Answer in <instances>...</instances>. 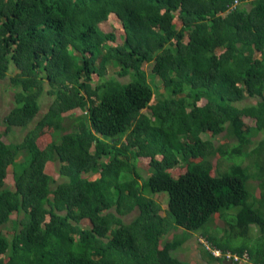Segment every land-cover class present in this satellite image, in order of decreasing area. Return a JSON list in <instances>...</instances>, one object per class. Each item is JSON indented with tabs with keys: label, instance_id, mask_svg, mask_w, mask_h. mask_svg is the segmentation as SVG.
Wrapping results in <instances>:
<instances>
[{
	"label": "trees",
	"instance_id": "obj_1",
	"mask_svg": "<svg viewBox=\"0 0 264 264\" xmlns=\"http://www.w3.org/2000/svg\"><path fill=\"white\" fill-rule=\"evenodd\" d=\"M2 80L0 264H264V0H0Z\"/></svg>",
	"mask_w": 264,
	"mask_h": 264
},
{
	"label": "rangeland",
	"instance_id": "obj_2",
	"mask_svg": "<svg viewBox=\"0 0 264 264\" xmlns=\"http://www.w3.org/2000/svg\"><path fill=\"white\" fill-rule=\"evenodd\" d=\"M109 21H110V25L108 26V30H110L112 28L113 19L110 18ZM105 66H106V71H107V74L108 75H116V72L118 70V67L116 66V64L113 61H109V62L105 63ZM148 67L149 66L147 64L144 65V68L145 69H148ZM123 80H126V78L124 77ZM155 82L158 83V82H160V80L157 79V77H156ZM7 84L8 83H7L6 80L0 81V130L3 128V125H4V121H5L4 120V116L9 112V110L11 109V107H13V99H14L13 98V92H14V90H13L12 87H10ZM158 84H161V83H158ZM159 88H160V86H159ZM51 99L52 98L49 97L48 95L43 94V96H42V98L40 100V110H39V113L35 117L33 123L45 112V110L47 109V107H48ZM251 100L252 99L246 98L243 101V103L250 102ZM76 112L77 113H81V111L79 109H76ZM145 112L148 113V110H145ZM27 129H28V127L23 128V129L13 128L11 130V132H9L7 135H4L3 136V139L6 142H9V141H16V142L17 141H20L22 139L23 135L25 134V132L27 131ZM206 135L207 134H203L202 136L203 137H207ZM45 136L46 135H44V137ZM223 137L224 136L219 135V136L215 137L214 139H215L216 143H218V142L222 141ZM257 138H259V136L258 137H255V139H257ZM47 141H48V138H47ZM229 142H233V140L230 138ZM106 159H108V157ZM140 159L141 160L138 163L137 169L141 173L143 179H145L148 176V169H147V164H146L147 159H143V158H140ZM215 159L213 158V160H212L213 163L215 162ZM226 164H227V162H224L223 163V167H221V169L224 168L226 166ZM57 166H58V163L57 162L56 163L48 162L46 164V168H45V171L47 173L51 174L53 176V178L56 179L55 182L61 181L60 176L57 173ZM250 184L253 185L254 187L257 186V180H254V179L250 180ZM254 192L256 193V195H258L259 189L254 188ZM155 197L158 198L159 201L160 200L163 201V199H164V197H160L159 195H156ZM163 207L164 208L166 207L165 204L163 205ZM161 213H163V211H161ZM132 217H133V214H130V215L124 217V220L125 221H128ZM85 222H83V224ZM8 225L10 226L9 223H8ZM222 226H223L222 220H220L219 218H216V219H214V221L211 224V226H210L209 229L216 230V228L222 227ZM255 228L256 227L254 225H252V231L254 233L256 232L255 231L256 230ZM176 232H179V231H176ZM219 233H220L219 235H221L223 233V231H220ZM185 235H186V233H184L183 236H185ZM187 238L188 239L183 243L184 245L181 246L179 249L174 250L173 253H175V255L181 257L182 259L189 260L191 262V264H205L207 261H206L205 258H203V256H201V248H202L203 244L206 243L205 238H204V235H202V232H199V230L198 231H195V232H191L188 235ZM242 241H244V238L241 237V236H237L236 241L229 242V245H231V246L237 245L238 246L239 244H241ZM236 242L238 244H236ZM226 246H227V242L226 241H223V244L221 245V247L224 248ZM183 247H187V248H183ZM218 251H219L218 252V255H221V250H218ZM222 251L225 252V250H222ZM213 253L214 254H217V252H214V251H213ZM229 253H231V255L234 254V252L233 251L231 252V250H230ZM221 262H223V261H221ZM225 263L227 264V262H225ZM216 264H219V263H216ZM229 264H232V262L230 261ZM233 264H249V263L248 262H244V261H242V262L239 261V262H236V263H233Z\"/></svg>",
	"mask_w": 264,
	"mask_h": 264
},
{
	"label": "water",
	"instance_id": "obj_3",
	"mask_svg": "<svg viewBox=\"0 0 264 264\" xmlns=\"http://www.w3.org/2000/svg\"><path fill=\"white\" fill-rule=\"evenodd\" d=\"M227 262V264H229L230 263V261L228 260V261H226Z\"/></svg>",
	"mask_w": 264,
	"mask_h": 264
},
{
	"label": "clouds",
	"instance_id": "obj_4",
	"mask_svg": "<svg viewBox=\"0 0 264 264\" xmlns=\"http://www.w3.org/2000/svg\"><path fill=\"white\" fill-rule=\"evenodd\" d=\"M216 252H219L218 250H215ZM228 261V260H227ZM229 261H231V260H229Z\"/></svg>",
	"mask_w": 264,
	"mask_h": 264
},
{
	"label": "built area",
	"instance_id": "obj_5",
	"mask_svg": "<svg viewBox=\"0 0 264 264\" xmlns=\"http://www.w3.org/2000/svg\"><path fill=\"white\" fill-rule=\"evenodd\" d=\"M217 254H218V252H217Z\"/></svg>",
	"mask_w": 264,
	"mask_h": 264
}]
</instances>
